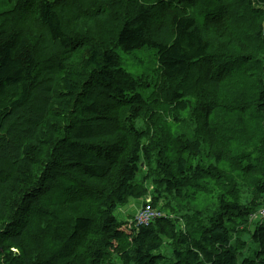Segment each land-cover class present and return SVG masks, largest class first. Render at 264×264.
<instances>
[{
    "label": "trees",
    "instance_id": "1",
    "mask_svg": "<svg viewBox=\"0 0 264 264\" xmlns=\"http://www.w3.org/2000/svg\"><path fill=\"white\" fill-rule=\"evenodd\" d=\"M9 1L0 11V264H109L111 251L121 264H264V220L250 231L257 250L239 255L240 238L264 199V139L246 154L225 148L233 139L226 134L248 135L255 117L264 134V78L257 81L258 100L230 108L213 125V107L199 102L207 148L178 136L176 157H158L138 181L140 159L150 162L163 137L155 132L149 139L135 128L149 110L144 85L121 67L123 55L148 49L162 79L197 77L200 92L231 80L254 60L264 67V60L243 56L263 50L264 57L263 25L250 35L249 28L228 24L235 7L236 23L245 19L241 12L264 18V0L246 6V0H206L203 9V0ZM200 20L206 33L214 32L218 49L204 37ZM100 22L110 27L109 43L96 44L90 35ZM182 96L175 91L170 99L184 111ZM121 107L127 108L123 118L115 113ZM228 118L232 125H225ZM228 160L231 177L222 172ZM237 178L253 192L246 206L224 191L236 187ZM148 183L154 202L163 196L192 202L216 190L215 210L206 212V224L170 205L167 217L147 226L117 220L114 211L146 196ZM163 238L177 243L171 262L160 253Z\"/></svg>",
    "mask_w": 264,
    "mask_h": 264
},
{
    "label": "rangeland",
    "instance_id": "2",
    "mask_svg": "<svg viewBox=\"0 0 264 264\" xmlns=\"http://www.w3.org/2000/svg\"><path fill=\"white\" fill-rule=\"evenodd\" d=\"M13 2L15 0H12ZM150 1V0H149ZM205 1L198 5V9L205 8ZM254 4H261L258 0L252 1ZM248 1L246 0L243 5H247ZM10 1L5 0V3H0V11L6 10L10 7ZM264 7V4H261ZM237 7L230 11L231 20L228 21L230 28L233 29H242L243 26L249 28L251 31L246 29L250 35H253L256 28L259 25H263L262 36L264 37V18H250L248 14L241 12L244 16V23H236L234 19L238 15V11H236ZM116 10V8H115ZM255 16V15H253ZM72 16L69 15L64 18V21L71 20ZM200 27L204 37H208L209 41L214 43L215 49H218L216 39L213 37L214 32H208L204 30L202 21L200 20ZM115 29V23H110ZM155 23L153 22V26ZM90 26V25H89ZM96 31L92 33L94 41L96 44L99 42L109 43L110 35L107 33L108 27L104 22L103 23H95ZM85 28L88 29L86 26ZM110 28V27H109ZM229 28V29H230ZM84 32L86 30H83ZM77 32V31H76ZM83 32V33H84ZM103 36L105 38H103ZM259 53H256L252 50L251 54L243 55L244 57L254 59L264 60L263 50H258ZM236 54V52H235ZM237 55V54H236ZM238 56V55H237ZM226 60H230L227 59ZM80 61L77 60L74 62V65H79ZM121 67L125 69L127 72L131 73L138 81L142 82L144 87L141 89L142 96L144 100L147 101V110L144 113H141L140 118L134 122L135 128L143 131V133L147 134L149 139H155V132H157L158 137H163V142L161 144V148L157 150H152L151 155L153 158L150 162H146L144 159H140L141 167H139L138 173V181H141L143 177L152 171L155 168V161L158 157L166 159L170 161L176 157V153L178 152V144L176 143V138L181 135L187 136L192 141H198L203 145V148H207V134L204 131L203 123L204 117H200V113L198 112L197 105L199 102H203L204 104L208 103L213 107L212 113L209 117L210 124H215L216 122H221V115L228 111L230 108L240 105H249L251 102L258 100V96L260 93V86L257 85V81L259 79L264 78V67L261 66L259 62L255 60L252 61V64L249 66V69L237 74L231 80H225L219 86H208L203 92H200V86L198 85L201 80L199 78H191V81L188 77H180L174 81H167L162 79L160 76V72L158 71V63L155 59V54L153 51L144 49L140 51H135L132 54L123 55L121 61ZM236 67V65L234 66ZM198 69V66L195 70ZM198 75V74H197ZM196 75V76H197ZM161 90V91H160ZM182 93V99L187 101L188 107L181 111L178 108V101H172L170 99V95L174 92ZM199 94H203V98L199 97ZM162 99V100H161ZM256 103V102H255ZM176 105V106H175ZM124 110L126 111V107H121L118 109L117 113L121 118H123ZM127 116V115H126ZM264 116V114H263ZM231 118V117H230ZM228 118L225 121V125H232V121ZM262 126V120L259 117H255L249 121V131L248 135L231 132L226 135L231 136L233 139L226 144V149H236L237 154L244 153L252 149V146L257 142H261L263 144L264 134L258 132V130ZM243 130L245 125L239 126ZM162 130V131H161ZM155 142H153L152 147ZM143 144H147L144 142ZM157 145H159V141H157ZM254 157L256 160L258 159V155L255 154ZM249 161V160H247ZM197 164V163H196ZM227 170H222L225 172L227 177H231V169L234 164L231 160H228L226 164L222 165ZM219 171L221 169L219 167ZM263 176H259V179H263ZM248 181V180H247ZM146 185V183H145ZM154 185L147 184L146 196L141 199H129L125 205L118 207L114 211V216L117 220L125 223L127 226H136V219L139 213L144 210L146 207L154 209L158 211V218L167 217L166 214H169V209L166 210L167 205H170V208H176L177 206L183 207L185 210L183 211V215H190L193 221H199L203 224H206L207 216L206 212L214 211V201L213 199L216 197L214 195L216 190L202 194H196L195 201H188L187 199L184 201L180 200L178 203L177 200L172 199L170 196H163L157 202H154ZM210 188L214 189L212 183L210 184ZM232 191L235 193L233 195L232 201L237 202L238 205L246 206L252 203L254 196L252 189L248 186L247 182L237 178L236 187L225 189L224 191ZM210 194V195H209ZM199 209L201 214L197 215L195 210ZM179 215V214H176ZM175 214L172 213L171 218H174ZM157 219V218H156ZM185 220V219H184ZM183 220V221H184ZM264 220V199L256 208L252 218L250 219L249 224L246 228V233L240 238L241 243L244 245L243 250L239 252L241 259L250 257L254 251L257 250V245L252 242V238H250V231H254V229L259 226ZM181 229L185 228V224L183 222L180 223ZM242 229V227H241ZM163 248L160 249V253L166 258V261H173V251L177 247V243H173L168 239L163 238ZM14 253L17 251L14 250ZM109 264H121L119 256L116 252H110ZM168 264V263H167Z\"/></svg>",
    "mask_w": 264,
    "mask_h": 264
},
{
    "label": "built area",
    "instance_id": "3",
    "mask_svg": "<svg viewBox=\"0 0 264 264\" xmlns=\"http://www.w3.org/2000/svg\"><path fill=\"white\" fill-rule=\"evenodd\" d=\"M158 211L154 210V209H151L149 207H146L144 210H142L135 223H136V226H147L149 225V223L151 221H153L154 219L158 218Z\"/></svg>",
    "mask_w": 264,
    "mask_h": 264
},
{
    "label": "bare ground",
    "instance_id": "4",
    "mask_svg": "<svg viewBox=\"0 0 264 264\" xmlns=\"http://www.w3.org/2000/svg\"><path fill=\"white\" fill-rule=\"evenodd\" d=\"M161 91V90H160ZM162 100V99H161Z\"/></svg>",
    "mask_w": 264,
    "mask_h": 264
}]
</instances>
